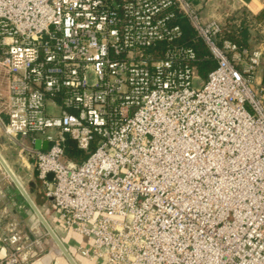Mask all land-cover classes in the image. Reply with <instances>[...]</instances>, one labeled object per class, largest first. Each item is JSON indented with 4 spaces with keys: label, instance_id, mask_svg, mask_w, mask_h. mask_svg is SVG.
<instances>
[{
    "label": "built area",
    "instance_id": "obj_1",
    "mask_svg": "<svg viewBox=\"0 0 264 264\" xmlns=\"http://www.w3.org/2000/svg\"><path fill=\"white\" fill-rule=\"evenodd\" d=\"M180 16L216 62L199 85ZM221 31L189 0H0L3 132L92 264H264V49ZM42 249L1 231L0 264Z\"/></svg>",
    "mask_w": 264,
    "mask_h": 264
},
{
    "label": "crops",
    "instance_id": "obj_2",
    "mask_svg": "<svg viewBox=\"0 0 264 264\" xmlns=\"http://www.w3.org/2000/svg\"><path fill=\"white\" fill-rule=\"evenodd\" d=\"M189 1L197 9L204 21L215 19L226 23L230 16L239 15L241 17L240 20H245L248 23H256L264 37V0ZM252 48L264 49V39L258 41ZM9 84V74L0 65V155L20 182L27 181L29 183L30 189L35 197L32 198L29 192L25 190L30 198L37 203L38 193L44 191V188L38 178L36 160L31 153L22 151L19 144L9 140L3 132V124L8 120ZM40 143V141L31 142L30 140H25V144L32 145L36 148H41ZM21 184L23 185L22 182ZM3 186L4 191L0 190V234L7 224L13 221L14 216L27 219V221L37 218L42 228H45L42 221L29 205L13 180L11 178L6 181L4 180ZM37 207L77 264H92L78 252L79 245L87 244L89 242V237L65 230L59 223L53 201L49 199L43 200L41 198V203H38ZM45 230L47 229L45 228ZM44 242L46 248L43 247L42 251H37L29 256L27 264H71L55 240L52 243L48 239H44L42 240V244Z\"/></svg>",
    "mask_w": 264,
    "mask_h": 264
},
{
    "label": "trees",
    "instance_id": "obj_3",
    "mask_svg": "<svg viewBox=\"0 0 264 264\" xmlns=\"http://www.w3.org/2000/svg\"><path fill=\"white\" fill-rule=\"evenodd\" d=\"M239 15L230 16L226 23L222 25V31L220 34L221 38H229L239 44H243L249 47L257 43L258 41L264 39L263 34H261L260 29L256 23L246 22L245 20H240ZM177 22L182 26L183 36L181 41L185 44L192 45L198 55L199 60L197 62V71L204 78L207 76L208 72L214 68L216 65L215 60L211 57L208 48L202 42L200 38L196 36V32L189 20L186 17L180 16ZM253 30H256V35L254 36ZM81 150L76 142L67 137L65 145V156L67 159H71L77 163L83 161L88 157L90 151Z\"/></svg>",
    "mask_w": 264,
    "mask_h": 264
},
{
    "label": "rangeland",
    "instance_id": "obj_4",
    "mask_svg": "<svg viewBox=\"0 0 264 264\" xmlns=\"http://www.w3.org/2000/svg\"><path fill=\"white\" fill-rule=\"evenodd\" d=\"M220 23L223 25V22H220ZM255 31L256 30H253L252 31L253 34H254V36L256 35V32ZM255 44H253L251 46L254 47ZM197 74H198L197 76L199 77V79L196 78V77L194 78V85H199L200 84V81L201 80H204V77L203 76H201L199 73H197ZM259 76H262V74L260 72H259ZM263 78H264V76H263ZM8 179H10V177H9L8 173L6 172L5 168L0 163V190H3L4 191L3 182H4V180L6 181ZM21 182L23 183L25 189L32 196V198H34L35 195L32 193V191L30 189V186H29V183L27 181H21ZM13 221L18 222L19 228L22 230V232L24 234L29 235V237H31L33 239L37 237V238H39L41 240L48 239L50 242H52V243L54 242V240L50 236L49 232L47 230H45V228H42V226L39 224V222L37 221V218L31 219V221L30 220L27 221V219H21L19 217L14 216ZM31 222L33 223V225H32ZM42 245H44L43 247L46 248L45 242Z\"/></svg>",
    "mask_w": 264,
    "mask_h": 264
},
{
    "label": "water",
    "instance_id": "obj_5",
    "mask_svg": "<svg viewBox=\"0 0 264 264\" xmlns=\"http://www.w3.org/2000/svg\"><path fill=\"white\" fill-rule=\"evenodd\" d=\"M48 141L47 140H43L40 143V147L43 149H47L48 148ZM0 162L3 165V167L5 168L6 172L8 173L9 177L13 180V182L15 183V185L17 186V188L21 191V193L23 194V196L25 197V199L27 200V202L29 203V205L32 207V209L35 211V213L38 215V217L40 218V220L42 221L43 225L45 226V228L47 229V231L49 232V234L53 237V239L57 242L58 246L60 247L61 251L65 254V256L68 258V260L70 261L71 264H77V262L75 261V259L73 258V256L70 254V252L68 251V249L65 247V245L62 243V241L59 239V237L57 236V234L55 233V231L53 230V228L49 225V223L46 221V219L43 217V215L41 214V212L39 211L37 204L41 203V198L43 200H47L49 199L50 201H53L52 198H46L44 195V192H39L38 193V199H37V203L34 202L29 194L27 193V191L25 190V188L23 187V185L21 184V182L19 181V179L17 178V176L13 173V171L11 170V168L7 165V163L4 161V159L1 157L0 155ZM52 177V174L49 175V178Z\"/></svg>",
    "mask_w": 264,
    "mask_h": 264
}]
</instances>
